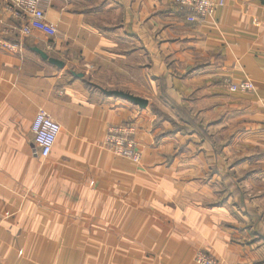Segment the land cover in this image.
Wrapping results in <instances>:
<instances>
[{
    "label": "crops",
    "instance_id": "1",
    "mask_svg": "<svg viewBox=\"0 0 264 264\" xmlns=\"http://www.w3.org/2000/svg\"><path fill=\"white\" fill-rule=\"evenodd\" d=\"M216 1L189 20L174 0H40L49 37L0 0V264H264V0ZM39 110L60 125L47 158ZM126 123L137 164L103 144Z\"/></svg>",
    "mask_w": 264,
    "mask_h": 264
},
{
    "label": "built area",
    "instance_id": "2",
    "mask_svg": "<svg viewBox=\"0 0 264 264\" xmlns=\"http://www.w3.org/2000/svg\"><path fill=\"white\" fill-rule=\"evenodd\" d=\"M8 2L14 9V16L22 21L19 28L22 36L30 35L33 30L40 31L49 37L57 33L55 26L46 20L45 13L39 4L40 0H8ZM174 2L192 13L189 20H203L212 15L216 7L222 4L221 1L216 0H174ZM1 29L0 20V31ZM3 45L12 48L7 44ZM225 83L231 93H250L255 90L253 82L249 79L234 81L227 78ZM31 130L38 154L42 158H47L60 132V125L44 110H39L32 122ZM135 134L134 124L126 123L114 126L107 132L103 144L112 154L137 164L140 161V154ZM193 260L197 264H223L210 252L202 249L195 253Z\"/></svg>",
    "mask_w": 264,
    "mask_h": 264
},
{
    "label": "water",
    "instance_id": "3",
    "mask_svg": "<svg viewBox=\"0 0 264 264\" xmlns=\"http://www.w3.org/2000/svg\"><path fill=\"white\" fill-rule=\"evenodd\" d=\"M34 51L36 53H38L41 58L43 59H48V55L43 52L42 50L38 49V48H34ZM50 62L52 64L57 65L58 67H62V62H60L59 60H55V59H50ZM83 74H78V76H82ZM105 94L110 95V96H116V97H120L123 98L125 100H128L129 102L138 105L139 107L143 108L147 105V100L138 97V96H134L132 94H129L127 92H123V91H118V90H104L102 88H100Z\"/></svg>",
    "mask_w": 264,
    "mask_h": 264
},
{
    "label": "trees",
    "instance_id": "4",
    "mask_svg": "<svg viewBox=\"0 0 264 264\" xmlns=\"http://www.w3.org/2000/svg\"><path fill=\"white\" fill-rule=\"evenodd\" d=\"M157 111V110H155ZM179 113L182 117V119L186 122V125L183 126H177L178 129L182 130V129H186L189 131V133H191V120L188 118V113H186L184 110H179Z\"/></svg>",
    "mask_w": 264,
    "mask_h": 264
}]
</instances>
